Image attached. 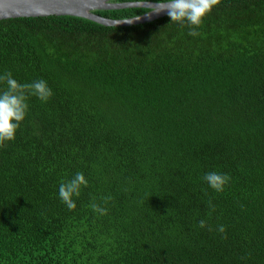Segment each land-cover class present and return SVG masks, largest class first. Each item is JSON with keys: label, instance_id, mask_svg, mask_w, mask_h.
<instances>
[{"label": "trees", "instance_id": "16d2710c", "mask_svg": "<svg viewBox=\"0 0 264 264\" xmlns=\"http://www.w3.org/2000/svg\"><path fill=\"white\" fill-rule=\"evenodd\" d=\"M196 30L0 20V74L53 92L0 147V264H264V0H220ZM77 172L69 210L59 186Z\"/></svg>", "mask_w": 264, "mask_h": 264}, {"label": "clouds", "instance_id": "9594fccd", "mask_svg": "<svg viewBox=\"0 0 264 264\" xmlns=\"http://www.w3.org/2000/svg\"><path fill=\"white\" fill-rule=\"evenodd\" d=\"M147 0H137V5L143 6ZM220 0H157V3L149 8L147 13H159L166 11L173 23H179L181 26L189 28L188 35L196 37L199 32L196 30L201 24L204 17L211 12V10L219 4ZM140 17L136 15L132 18H125L114 21L113 24L132 23L134 20H139ZM0 84H5L6 88L0 91V147L6 141H12L15 138V133L20 126V123L25 119L29 105L27 103L30 96H34L42 103L52 97V89L43 79H38L30 83H19L13 78L11 72L0 74ZM203 180L210 188L217 192L224 190V187L230 182L231 177L225 173L208 172L204 175ZM87 186V180L82 172H77L71 180L64 181L59 186V198L66 205L69 210H74L76 204L73 197H79L81 187ZM89 204V207L100 215L107 214V208L101 207L95 202ZM104 203L112 199L111 196L101 198ZM209 213L215 211V205L211 200L208 201ZM198 227L208 228L213 231V228L207 223L206 219H201L198 222ZM221 234L226 232L223 225H218L215 229Z\"/></svg>", "mask_w": 264, "mask_h": 264}, {"label": "water", "instance_id": "95a60500", "mask_svg": "<svg viewBox=\"0 0 264 264\" xmlns=\"http://www.w3.org/2000/svg\"><path fill=\"white\" fill-rule=\"evenodd\" d=\"M156 3L146 2L138 6L137 2L116 3L113 0H0V20L15 18H35L49 16H72L84 18L108 27L132 26L150 23L168 16L166 11L145 13L132 23L113 24L116 19L98 15L97 11L121 10L128 8H149Z\"/></svg>", "mask_w": 264, "mask_h": 264}]
</instances>
